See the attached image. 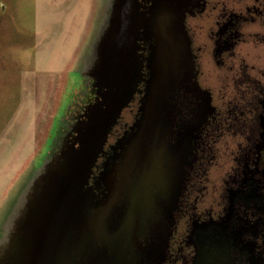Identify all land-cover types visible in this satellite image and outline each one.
I'll return each instance as SVG.
<instances>
[{"label": "water", "instance_id": "95a60500", "mask_svg": "<svg viewBox=\"0 0 264 264\" xmlns=\"http://www.w3.org/2000/svg\"><path fill=\"white\" fill-rule=\"evenodd\" d=\"M113 2L88 65L99 96L60 131L18 195L0 233V264H161L166 257L183 181L184 157L177 156L184 147L176 156L158 142L181 90H199L185 9L182 0H151L147 12L139 0ZM142 29L154 39L149 62H137ZM145 63L142 118L95 176ZM166 151L173 157L169 165L161 161Z\"/></svg>", "mask_w": 264, "mask_h": 264}, {"label": "flooded vegetation", "instance_id": "af4514ba", "mask_svg": "<svg viewBox=\"0 0 264 264\" xmlns=\"http://www.w3.org/2000/svg\"><path fill=\"white\" fill-rule=\"evenodd\" d=\"M139 1L147 12L151 0ZM182 2L200 91L181 90L172 122L164 124L158 142L176 156L180 144L184 147V155L177 156L184 157L182 188L161 264H264V0ZM153 42L142 29L136 38L137 62H149ZM89 60L90 54L87 66L78 70L80 86L60 131L99 96ZM142 72L94 167L95 176L142 118L146 63ZM167 151L161 159L165 165L173 158Z\"/></svg>", "mask_w": 264, "mask_h": 264}, {"label": "rangeland", "instance_id": "374dc122", "mask_svg": "<svg viewBox=\"0 0 264 264\" xmlns=\"http://www.w3.org/2000/svg\"><path fill=\"white\" fill-rule=\"evenodd\" d=\"M109 1L0 0V233L60 133Z\"/></svg>", "mask_w": 264, "mask_h": 264}]
</instances>
